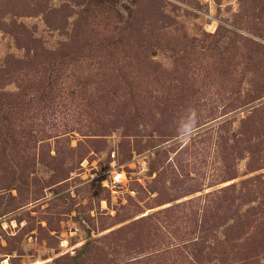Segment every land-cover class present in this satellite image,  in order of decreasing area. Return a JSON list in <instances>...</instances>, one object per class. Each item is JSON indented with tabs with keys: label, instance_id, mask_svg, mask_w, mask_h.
<instances>
[{
	"label": "rangeland",
	"instance_id": "rangeland-1",
	"mask_svg": "<svg viewBox=\"0 0 264 264\" xmlns=\"http://www.w3.org/2000/svg\"><path fill=\"white\" fill-rule=\"evenodd\" d=\"M0 264H264V0H0Z\"/></svg>",
	"mask_w": 264,
	"mask_h": 264
},
{
	"label": "built area",
	"instance_id": "built-area-1",
	"mask_svg": "<svg viewBox=\"0 0 264 264\" xmlns=\"http://www.w3.org/2000/svg\"><path fill=\"white\" fill-rule=\"evenodd\" d=\"M120 176H121V175L119 174L118 176H115L114 179H118V178H120Z\"/></svg>",
	"mask_w": 264,
	"mask_h": 264
},
{
	"label": "clouds",
	"instance_id": "clouds-1",
	"mask_svg": "<svg viewBox=\"0 0 264 264\" xmlns=\"http://www.w3.org/2000/svg\"><path fill=\"white\" fill-rule=\"evenodd\" d=\"M187 126V125H186Z\"/></svg>",
	"mask_w": 264,
	"mask_h": 264
}]
</instances>
